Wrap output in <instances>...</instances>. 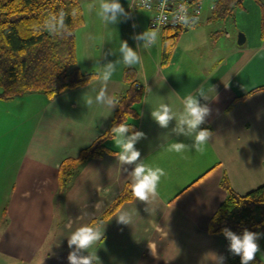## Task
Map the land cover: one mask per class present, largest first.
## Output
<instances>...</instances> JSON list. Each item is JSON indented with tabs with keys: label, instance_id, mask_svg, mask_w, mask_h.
Masks as SVG:
<instances>
[{
	"label": "crops",
	"instance_id": "crops-1",
	"mask_svg": "<svg viewBox=\"0 0 264 264\" xmlns=\"http://www.w3.org/2000/svg\"><path fill=\"white\" fill-rule=\"evenodd\" d=\"M132 1L120 0L131 18L110 25L109 36L96 9H89L97 0H79L84 23L75 31L76 64L95 74L88 83L53 97L40 92L0 97V176L11 181L0 217V257L16 264H69L66 236L99 218L125 186L130 188L124 169L131 171L133 166L119 164L113 155L116 148L87 160L64 193L59 190L58 173L65 158L92 144L110 124L116 107L87 108L83 95L101 86L97 61L118 59L120 41L136 49L134 36L148 29L150 15L136 16L137 4ZM201 34L194 43L178 41L165 63L163 30L155 45L137 49L142 63L133 68L143 95L133 120L135 131L145 136L135 147L144 163L164 169L166 175L151 213L133 196L95 225L103 230L102 240L92 249L101 264H216V256H223L226 264V238L207 230L226 196L220 182L227 177L239 194L264 184V89H257L264 87V37L254 35L249 46L228 54L216 36ZM200 48L208 55L205 59L194 55ZM111 50L117 53L104 59ZM124 69L119 65L108 83L110 94L126 89ZM200 86L208 95L207 100L199 98L200 103L211 110L201 128L213 136L203 153L191 148L170 152L171 142L191 145L192 140L171 132L175 121L160 128L151 109L162 99L180 109L183 99ZM112 140L109 137L105 143ZM122 210L134 213L131 225L118 223L116 216Z\"/></svg>",
	"mask_w": 264,
	"mask_h": 264
},
{
	"label": "trees",
	"instance_id": "trees-1",
	"mask_svg": "<svg viewBox=\"0 0 264 264\" xmlns=\"http://www.w3.org/2000/svg\"><path fill=\"white\" fill-rule=\"evenodd\" d=\"M242 1L215 0L212 16L208 20L232 17L233 10L241 6ZM73 8H78L79 14L75 18L69 15L65 19L72 35L64 38L51 35L45 27L48 18L61 10L70 13ZM261 8V37H264L263 3ZM83 23L84 15L79 0H0V97L10 99L28 92H40L53 97L88 83L95 74L82 71L76 64L75 31ZM183 29L162 28V63L169 60ZM123 80L127 87L116 94L119 105L105 132L76 156L61 162L58 173L60 193L66 191L71 179L87 160L102 157L109 151L105 141L113 136V127L127 123L136 130L133 119L139 115L137 105L142 99L143 87L133 67L124 69ZM220 183L226 196L210 217L208 232L221 234V229L227 227L238 235L244 229L259 233L264 228V184L239 194L231 188L227 177H223ZM132 198L131 189L125 186L100 217L90 224L95 226L109 218ZM228 245L227 240L226 264H241L240 257L232 255ZM250 264H264V260L256 254Z\"/></svg>",
	"mask_w": 264,
	"mask_h": 264
},
{
	"label": "clouds",
	"instance_id": "clouds-1",
	"mask_svg": "<svg viewBox=\"0 0 264 264\" xmlns=\"http://www.w3.org/2000/svg\"><path fill=\"white\" fill-rule=\"evenodd\" d=\"M152 0H138V7L141 9H150ZM89 9H96V14L109 29L110 25H116L121 20L130 19V13L120 3V0H97L90 4ZM79 14L78 8H73L70 13L61 10L57 14L51 15L45 27L53 36L61 38L72 35L70 27L65 23L67 16L75 18ZM176 21L184 27H191L197 23L198 16L189 15L187 7L181 5L175 17ZM135 27V25H133ZM138 42L137 48L133 49L127 41L119 42V58L115 61H107L103 64L97 61L99 71L96 75L99 78L101 86L99 89H92L83 95V102L87 108L95 105L104 106L110 110L119 105V99L114 94L108 92V83L117 71L119 65L125 68H131L142 63V56L137 51L140 48H150L158 42V32L152 29L138 33L134 36ZM142 42V43H141ZM117 51L111 50L104 56L115 55ZM208 99L204 86L196 89L195 94L187 95L182 101V108L174 107L162 99L155 107L151 109V118L156 124L167 129L169 124L175 121V126L171 132L176 136L191 138L192 144L186 145L183 142H171L167 146L168 151L177 153L184 152L186 149H194L196 152L203 153L207 144L213 136V133L207 128H201L206 118L210 115V108L206 104H201L200 99ZM113 134V144L117 149L113 155L117 158L121 166L132 165L131 171L124 169L130 177V189L136 200L148 205L145 211L151 213L150 206L155 202L158 195V185L162 177L166 175L164 169L152 167L141 159L140 151L135 147L138 141L144 138L142 131H134L133 126L127 123H120L111 129ZM134 213L122 210L117 216L118 223L131 225ZM221 234L229 241L228 250L232 255H238L241 264H250L254 261L256 254L260 252L258 239L259 233L244 229L242 234H236L227 227L221 229ZM67 237V244L70 249L67 256L69 264H101L100 258L96 254L94 246L102 240L103 230L92 224L83 225L71 231ZM216 264H223L224 257L216 256Z\"/></svg>",
	"mask_w": 264,
	"mask_h": 264
},
{
	"label": "rangeland",
	"instance_id": "rangeland-1",
	"mask_svg": "<svg viewBox=\"0 0 264 264\" xmlns=\"http://www.w3.org/2000/svg\"><path fill=\"white\" fill-rule=\"evenodd\" d=\"M132 2L136 3V1L134 0ZM214 3V0H202V13L200 22L195 24L194 26L188 27L186 31H183L180 34L177 42H197L200 40V35H202L201 32H203L208 36H216V39L219 41V45L229 54V52L233 48H246L247 46H249V44H251L254 40V35H257V39L259 35H261V17L263 14L261 3L264 4V0H243L242 5L235 7V9L233 10L232 17L226 20H208V18L212 16ZM137 8L138 12L135 9L137 12L135 13L136 16L141 14V12H143V14H145L146 16L151 15L150 11L141 9L138 6ZM143 14H141L142 17ZM147 28L160 33L162 30L151 28L150 26ZM141 32H143V30ZM160 33H158L159 39L161 36ZM240 34L244 35L245 39L246 36L247 38H249L248 43L245 41L242 44L238 43V36ZM194 55L197 59H205V57L208 56L204 48L198 49L194 53ZM29 93L30 92L25 94ZM106 146L108 149H115L113 143H106ZM10 186L11 181L8 179V176H0V217L3 216V209L7 198V192ZM1 223L2 221L0 220V228L3 227V224ZM259 234L261 235L257 242L260 246V252H258L257 255L264 260V228L259 231ZM0 264H16V262L0 257Z\"/></svg>",
	"mask_w": 264,
	"mask_h": 264
},
{
	"label": "built area",
	"instance_id": "built-area-1",
	"mask_svg": "<svg viewBox=\"0 0 264 264\" xmlns=\"http://www.w3.org/2000/svg\"><path fill=\"white\" fill-rule=\"evenodd\" d=\"M138 4V0H134ZM215 1V0H214ZM181 5L187 7L189 15L198 16L197 23L201 19L202 0H152L150 9L149 26L162 29L164 27H184L179 24L175 17Z\"/></svg>",
	"mask_w": 264,
	"mask_h": 264
},
{
	"label": "water",
	"instance_id": "water-1",
	"mask_svg": "<svg viewBox=\"0 0 264 264\" xmlns=\"http://www.w3.org/2000/svg\"><path fill=\"white\" fill-rule=\"evenodd\" d=\"M187 29H188V27H184L183 31H186ZM244 41H245V36L242 35V34H240V35L238 36V43H239V44H242Z\"/></svg>",
	"mask_w": 264,
	"mask_h": 264
}]
</instances>
